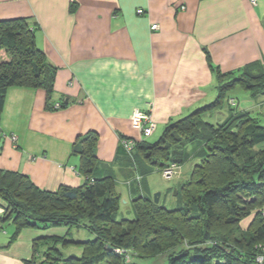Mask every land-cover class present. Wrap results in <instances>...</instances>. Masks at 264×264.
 Listing matches in <instances>:
<instances>
[{
    "label": "crops",
    "instance_id": "obj_1",
    "mask_svg": "<svg viewBox=\"0 0 264 264\" xmlns=\"http://www.w3.org/2000/svg\"><path fill=\"white\" fill-rule=\"evenodd\" d=\"M11 18L29 19L56 76L51 98L42 87L8 89L0 169L21 172L44 190L84 184L73 153L79 137L97 134L98 175H112L127 168L121 137L143 138L131 122L136 109L151 112L156 130H165L216 99L218 69L264 74V0H0V20ZM239 93L238 100L229 96L238 111L263 122L264 95ZM55 102L64 105L53 108ZM225 105L215 110L221 121ZM4 215L0 197V264H24L42 228L21 229L12 240L16 226Z\"/></svg>",
    "mask_w": 264,
    "mask_h": 264
},
{
    "label": "trees",
    "instance_id": "obj_2",
    "mask_svg": "<svg viewBox=\"0 0 264 264\" xmlns=\"http://www.w3.org/2000/svg\"><path fill=\"white\" fill-rule=\"evenodd\" d=\"M71 8L75 10L76 5ZM55 72L37 47L28 18L0 20V114L12 86L42 87L51 98ZM217 73L216 99L170 122L158 142L152 144L142 136L129 152L121 140L132 138L120 140L127 158L134 159L139 150L162 171L173 164L179 170L190 144L205 146L206 154L183 184L184 205L169 209L139 196L133 201L136 218L118 220L120 195L112 175H98L97 134L90 132L73 145V153L81 159L80 172L86 177L80 186L44 190L21 172L0 169L3 219L11 218L16 226L12 240L24 228L66 226L70 231L85 227L95 234L93 240L76 242L66 235L41 237L49 246L42 264H139L129 261L131 255L134 259L167 255V264H264L258 261L264 257V123L258 115L238 111L236 99L227 95L236 87L254 98L264 95V74L245 69L235 73L218 69ZM225 104L229 105L225 120L203 119L205 113ZM38 239L24 264L36 263ZM68 243L81 245L82 255L66 257L58 245Z\"/></svg>",
    "mask_w": 264,
    "mask_h": 264
},
{
    "label": "rangeland",
    "instance_id": "obj_3",
    "mask_svg": "<svg viewBox=\"0 0 264 264\" xmlns=\"http://www.w3.org/2000/svg\"><path fill=\"white\" fill-rule=\"evenodd\" d=\"M7 55H1V58H6ZM216 91V89H215ZM238 91V93H237ZM243 92L250 98V93L242 87H238L234 90L229 91L227 95L233 94L236 99L242 98ZM214 92V90L212 91ZM217 92V91H216ZM238 97V98H237ZM215 97H211L208 104L213 102ZM233 101V100H232ZM227 106V115L229 111V105ZM257 113V111L255 110ZM220 115L217 111L205 113L203 119L213 123L221 122L217 119ZM225 120V119H224ZM223 121V120H222ZM264 122V121H263ZM164 129H157L153 135L148 137L147 142L152 144L158 142L161 139ZM185 160L184 164L178 169L177 174L167 176L164 171L159 168L153 167L143 156V154L137 150L134 154V159L128 157L127 168L120 172L112 171L114 180L115 190L120 195L119 208L117 210V219H134L136 218V209L134 207V199L139 196H145L154 200L155 194L160 192L159 204L169 209H174L184 205L185 198L183 196L182 187L185 181L188 179L193 167L198 163L206 154V148L202 143L195 142L190 144L185 149ZM174 165V164H173ZM172 165V166H173ZM177 168V167H176ZM42 234L38 236L37 250H36V263L42 264L45 260L46 253L48 251L47 240L41 239V237L58 235L65 236L69 240L73 241H88L95 239V234L92 233L88 228H72L70 231L68 227H47L42 228ZM34 243V241H33ZM64 252L66 257L71 255L81 256L82 247L75 243H68L66 245H58ZM34 250L32 251L30 258L32 257ZM29 257L27 259H30ZM129 261H135L139 264H167V255H160L156 258L150 259H139L132 258L129 256ZM104 263V262H103ZM223 264V262H221ZM57 264V263H52Z\"/></svg>",
    "mask_w": 264,
    "mask_h": 264
},
{
    "label": "built area",
    "instance_id": "obj_4",
    "mask_svg": "<svg viewBox=\"0 0 264 264\" xmlns=\"http://www.w3.org/2000/svg\"><path fill=\"white\" fill-rule=\"evenodd\" d=\"M252 1L255 2V0H252ZM138 13H140V14L144 13V9H138ZM158 28H159L158 24L152 25L153 30H157ZM61 106H62V104L60 102L55 103L56 108H60ZM131 122H132L133 127L140 130V132L144 138L150 137L155 132V130L157 128V124L154 121V119L152 118L151 112L144 111L141 109H136L133 112L132 117H131ZM9 138L12 141V143H16L18 140V137L15 134L10 135ZM121 141H122V144H124V146L126 147V149L129 152H132V150L136 146V140L135 139L124 138ZM164 172L167 176L174 175L176 173V165L174 164L171 168L170 167L167 168ZM263 260H264L263 256L258 257L259 262H263Z\"/></svg>",
    "mask_w": 264,
    "mask_h": 264
},
{
    "label": "water",
    "instance_id": "obj_5",
    "mask_svg": "<svg viewBox=\"0 0 264 264\" xmlns=\"http://www.w3.org/2000/svg\"><path fill=\"white\" fill-rule=\"evenodd\" d=\"M160 192H158V193H156L155 194V197H154V201H155V203H159V201H160Z\"/></svg>",
    "mask_w": 264,
    "mask_h": 264
}]
</instances>
